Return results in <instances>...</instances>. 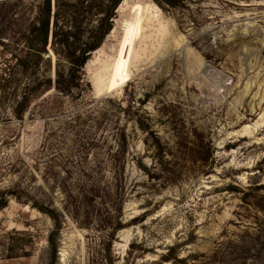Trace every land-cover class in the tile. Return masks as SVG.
Wrapping results in <instances>:
<instances>
[{
    "label": "rangeland",
    "instance_id": "1",
    "mask_svg": "<svg viewBox=\"0 0 264 264\" xmlns=\"http://www.w3.org/2000/svg\"><path fill=\"white\" fill-rule=\"evenodd\" d=\"M172 1L120 2L79 89L0 104V264H264V0ZM56 2L72 48L107 25ZM43 3L0 7V70Z\"/></svg>",
    "mask_w": 264,
    "mask_h": 264
},
{
    "label": "trees",
    "instance_id": "2",
    "mask_svg": "<svg viewBox=\"0 0 264 264\" xmlns=\"http://www.w3.org/2000/svg\"><path fill=\"white\" fill-rule=\"evenodd\" d=\"M157 1L166 3L172 7L177 5V2H173L172 0ZM17 2L18 0L14 2L10 0L2 1L0 7L2 8L3 17L15 15ZM110 2L111 7L109 8L111 10L107 18L105 17V21H108L112 17V11L118 4L121 2V9L126 0H110ZM69 7L73 6L69 5ZM150 9L149 4L136 6L133 16L137 10L147 11ZM59 18V4L56 2L53 15L51 16L50 0H44L37 18L31 20L20 31L21 54L18 58L15 57L13 64H6L0 70V104L4 100L11 101V112L15 119L22 120L24 113L31 104L33 96L39 92L55 90L62 94H69L73 89H79V85L82 82L81 69L92 52L97 54L101 51L99 48L105 36L111 30L110 24L106 21V27L99 34L98 26L91 30V42L85 43L78 48H72L68 44V39L71 35L68 31L62 32L60 30ZM118 23L119 21L116 20L115 25ZM78 27L80 28V25ZM74 37L76 36L74 35ZM50 52L58 57V61H60V57L63 58V62L66 61L69 64L68 68L56 64L57 66L53 69V75L51 76V64L48 59ZM38 209L48 215L53 222L54 230L48 235V242L52 244L54 236L57 235L60 229L59 214L55 210L43 207H39ZM106 262L113 264L111 257H107Z\"/></svg>",
    "mask_w": 264,
    "mask_h": 264
}]
</instances>
